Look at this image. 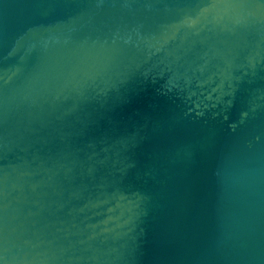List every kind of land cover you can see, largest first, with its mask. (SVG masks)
Instances as JSON below:
<instances>
[{"label":"water","instance_id":"obj_1","mask_svg":"<svg viewBox=\"0 0 264 264\" xmlns=\"http://www.w3.org/2000/svg\"><path fill=\"white\" fill-rule=\"evenodd\" d=\"M0 264H264V0H0Z\"/></svg>","mask_w":264,"mask_h":264}]
</instances>
